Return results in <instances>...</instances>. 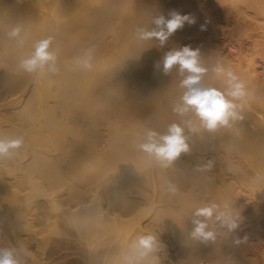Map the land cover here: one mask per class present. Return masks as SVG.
<instances>
[{"label": "bare ground", "instance_id": "6f19581e", "mask_svg": "<svg viewBox=\"0 0 264 264\" xmlns=\"http://www.w3.org/2000/svg\"><path fill=\"white\" fill-rule=\"evenodd\" d=\"M171 10L197 23L164 47L135 37L136 27L150 30L153 17ZM16 26L23 43L7 36ZM219 29L240 38L257 32L251 52L262 59L264 0H0V138L24 140L0 160V248L17 249L20 264H123L132 240L154 235L163 245L145 264H264L261 237L235 246L214 219V242L190 236L193 212L212 204L239 218L238 235L248 223L264 234V80L250 69L256 56H222ZM47 37L59 72L21 70L20 60ZM184 45L200 48L205 84L225 87L210 70L219 61L250 95L241 120L190 134L191 151L165 169L134 141L180 123L172 108L182 77L154 65ZM89 52L93 67L82 71L78 61ZM208 159L211 169L203 167Z\"/></svg>", "mask_w": 264, "mask_h": 264}, {"label": "clouds", "instance_id": "9594fccd", "mask_svg": "<svg viewBox=\"0 0 264 264\" xmlns=\"http://www.w3.org/2000/svg\"><path fill=\"white\" fill-rule=\"evenodd\" d=\"M196 23L195 15L171 10L167 15L153 17V27L150 30L138 26L134 34L139 40H156L164 47L178 30H182L186 25L194 26ZM208 23L209 21H205L201 24L200 30L206 31ZM21 31V27L16 26L7 33V36L10 40L23 43ZM51 44L52 37L36 41L33 50L20 60V69L28 74L36 73L40 76L57 74L59 72L57 55L51 50ZM78 66L82 71L92 69L90 52L78 61ZM154 67L166 76L176 69L178 75L182 77L180 87L183 92L172 108L181 120L180 123L170 124L163 134L153 129L146 130L140 140L134 141V147L145 153L157 166L166 169L173 166L181 154L191 151L190 134L199 131L214 133L221 128H231L235 122L241 120L243 101L250 93L245 82L219 61L210 70L215 78L223 81L225 87L220 89L205 84L204 77L209 68L203 64L199 47L184 45L171 49L164 53L162 60ZM23 143V137L0 138V160L11 159ZM203 167L211 169L212 161ZM165 190L170 195L178 192L177 186L171 182H166ZM213 219L220 228L232 235L233 245L239 246L247 242V235L237 234L239 218L234 217L231 212L218 211L215 204L198 208L193 212L191 238L204 245L214 242L217 232L212 230L208 223ZM162 245L161 240L154 235H140L128 245L123 264H145L149 257H154ZM16 252L15 248H0V264H20Z\"/></svg>", "mask_w": 264, "mask_h": 264}, {"label": "rangeland", "instance_id": "374dc122", "mask_svg": "<svg viewBox=\"0 0 264 264\" xmlns=\"http://www.w3.org/2000/svg\"><path fill=\"white\" fill-rule=\"evenodd\" d=\"M197 6V7H196ZM195 7L196 8H198V5L196 4L195 5ZM220 30V29H219ZM227 30V29H226ZM250 31V30H249ZM249 31H248V34H251L252 35V33H249ZM219 32H220V34H219ZM218 32V34H219V37H218V39H219V43L218 42H216L217 44H219V50H220V53L221 54H223L222 56L223 57H228L229 58V60H232V59H230L232 56H234V54H236V55H239L240 53L241 54H243L244 56L245 55H248V56H245L246 57V60L248 61V60H251L250 59V57L252 56V57H255L254 59H252V61H250V63L249 64H251L252 65V63L254 64V65H252V67L250 68V69H252V68H254V69H252L253 71L255 70V72L257 73V74H259L260 75V79H263L264 80V56H262V59H261V55L260 54H257V55H260V57H258L257 55H255V56H253L252 54H256V52L255 53H253L254 51H252L251 52V50H253V45H252V40L254 39V38H252V37H256V33L257 32H255V34L254 35H252V36H250V35H248L247 36V33H245L246 34V36H244L245 34H243L241 37L242 38H240V36L238 37H234L233 35L231 36L230 34H228V33H225V29L222 31V30H220ZM222 32V33H221ZM247 32V31H246ZM226 34V35H225ZM228 34V35H227ZM244 36V37H243ZM250 36V37H249ZM228 37V38H227ZM232 37H234V38H232ZM237 38V39H236ZM251 38V39H250ZM220 40H221V43H220ZM228 40V41H227ZM233 41V42H232ZM236 43H235V42ZM241 41V42H240ZM254 41V40H253ZM224 44H223V43ZM215 43V44H216ZM234 45H233V44ZM220 44H221V46H220ZM231 44L235 47V48H233V49H231V48H229L230 46H231ZM223 45V46H222ZM228 45H230V46H228ZM237 46V47H236ZM251 46V47H250ZM249 47H250V49H249ZM252 48V49H251ZM246 50V51H245ZM247 50H248V52H247ZM234 52H236V53H234ZM240 52V53H239ZM245 54H244V53ZM249 53H251V54H249ZM251 55V56H250ZM250 56V57H249ZM247 57H248V59H247ZM234 58V57H233ZM247 63V62H246ZM245 67H243V69H244ZM249 68V66L248 67H246L245 68V71H248V70H250V69H248ZM258 75V76H259ZM207 161H210V159H208ZM44 200H43V202H46V199L45 198H43ZM248 201V200H247ZM247 205H251L250 204V201L249 202H247L246 203ZM206 205H208V204H206ZM205 205V206H206ZM252 206V205H251ZM249 208V209H248ZM247 208V210H248V212L250 211V208L251 207H248ZM253 208V207H252ZM252 208H251V211H252ZM250 211V212H251ZM245 212H246V209H245ZM241 224L242 223H239V225L241 226ZM247 225H249V223L248 224H246V226H242L241 228H243V230L245 231V234L244 235H247L248 236V241H251V242H249V243H254V244H257V240L259 241V238L258 237H261V240H262V245H263V247H264V234H262V235H259L258 234V230H249L250 229V226H253V225H249V226H247ZM217 226H218V224H217ZM219 227V226H218ZM221 230V229H220ZM249 231H252V232H249ZM257 233V234H256ZM244 235H242V236H244ZM258 235V236H257ZM260 242V241H259ZM48 247V249L51 247V246H47ZM47 247H46V251L45 252H47V251H50L52 248H50L49 250H47ZM168 249H170V250H172L170 247H168ZM64 252H67V251H64Z\"/></svg>", "mask_w": 264, "mask_h": 264}]
</instances>
